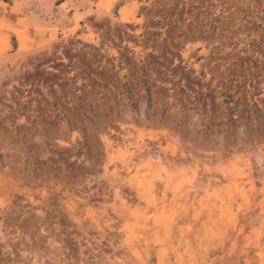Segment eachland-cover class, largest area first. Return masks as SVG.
<instances>
[{
	"label": "rangeland",
	"instance_id": "obj_1",
	"mask_svg": "<svg viewBox=\"0 0 264 264\" xmlns=\"http://www.w3.org/2000/svg\"><path fill=\"white\" fill-rule=\"evenodd\" d=\"M0 264H264V0H0Z\"/></svg>",
	"mask_w": 264,
	"mask_h": 264
}]
</instances>
